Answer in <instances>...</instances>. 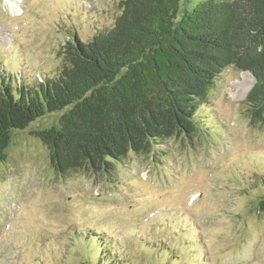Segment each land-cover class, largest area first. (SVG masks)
Wrapping results in <instances>:
<instances>
[{"label": "rangeland", "instance_id": "374dc122", "mask_svg": "<svg viewBox=\"0 0 264 264\" xmlns=\"http://www.w3.org/2000/svg\"><path fill=\"white\" fill-rule=\"evenodd\" d=\"M122 1L0 0V79L34 92L56 78L75 31L84 42L108 31ZM253 84L227 68L197 111L199 136L130 153L108 173L55 170L35 132L59 128L60 113L12 131L0 264H264V125L244 104Z\"/></svg>", "mask_w": 264, "mask_h": 264}, {"label": "trees", "instance_id": "16d2710c", "mask_svg": "<svg viewBox=\"0 0 264 264\" xmlns=\"http://www.w3.org/2000/svg\"><path fill=\"white\" fill-rule=\"evenodd\" d=\"M68 46L61 73L34 92L1 76L0 163L12 131L54 113L59 128L35 134L59 174L153 157L155 145L200 135L197 111L230 67L253 77L244 104L264 125V0H123L112 28L89 42L75 31Z\"/></svg>", "mask_w": 264, "mask_h": 264}, {"label": "bare ground", "instance_id": "6f19581e", "mask_svg": "<svg viewBox=\"0 0 264 264\" xmlns=\"http://www.w3.org/2000/svg\"><path fill=\"white\" fill-rule=\"evenodd\" d=\"M251 84L252 81L249 79H244V83L242 85V90H240L241 95H239V97H244L246 95V93L249 91V89L251 88Z\"/></svg>", "mask_w": 264, "mask_h": 264}]
</instances>
